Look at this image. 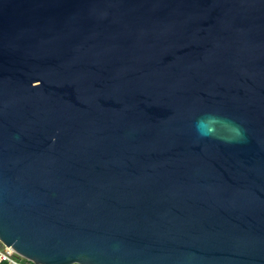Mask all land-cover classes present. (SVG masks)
<instances>
[{
  "label": "water",
  "instance_id": "obj_1",
  "mask_svg": "<svg viewBox=\"0 0 264 264\" xmlns=\"http://www.w3.org/2000/svg\"><path fill=\"white\" fill-rule=\"evenodd\" d=\"M0 242L264 264V0H0Z\"/></svg>",
  "mask_w": 264,
  "mask_h": 264
},
{
  "label": "built area",
  "instance_id": "obj_2",
  "mask_svg": "<svg viewBox=\"0 0 264 264\" xmlns=\"http://www.w3.org/2000/svg\"><path fill=\"white\" fill-rule=\"evenodd\" d=\"M16 255L8 246L2 245L0 242V261H8L11 264H18L13 257Z\"/></svg>",
  "mask_w": 264,
  "mask_h": 264
},
{
  "label": "trees",
  "instance_id": "obj_3",
  "mask_svg": "<svg viewBox=\"0 0 264 264\" xmlns=\"http://www.w3.org/2000/svg\"><path fill=\"white\" fill-rule=\"evenodd\" d=\"M13 257L16 259L18 264H34V263H32V262H30V261H28V260H26L24 258H21V257H19L17 255H14ZM0 264H11V263L8 262V261H0Z\"/></svg>",
  "mask_w": 264,
  "mask_h": 264
}]
</instances>
